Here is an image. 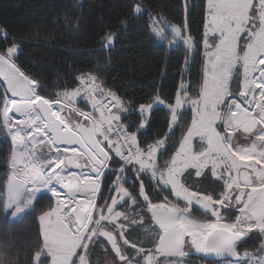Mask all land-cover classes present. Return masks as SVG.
<instances>
[{"label": "snow or ice", "instance_id": "6c2138e0", "mask_svg": "<svg viewBox=\"0 0 264 264\" xmlns=\"http://www.w3.org/2000/svg\"><path fill=\"white\" fill-rule=\"evenodd\" d=\"M124 6L120 25L147 17L158 47L183 48L174 94L126 100L92 73L47 94L0 25V137L10 146L0 233L48 195L27 264H93L97 247L109 264H188L190 249L216 264H264V0H207L195 30L190 0H176L172 20L149 0ZM116 39L107 28L96 44ZM156 106L167 119L153 133ZM6 249L0 264H19Z\"/></svg>", "mask_w": 264, "mask_h": 264}, {"label": "trees", "instance_id": "16d2710c", "mask_svg": "<svg viewBox=\"0 0 264 264\" xmlns=\"http://www.w3.org/2000/svg\"><path fill=\"white\" fill-rule=\"evenodd\" d=\"M190 2L197 5L192 20L195 30L201 19L200 6L206 5V0ZM149 3L172 20L176 0H149ZM76 4L81 6L74 7ZM124 5L125 0H0V25L7 26L21 41L18 63L23 71L43 82L47 94L77 86L75 77L81 73L97 74L106 89L118 92L126 100H144L157 89L162 95L174 94L180 80L177 73L184 57L183 48L167 50V41L163 48L158 47L143 27L147 17L129 18L126 27L120 25L127 16ZM107 28L117 32V39L110 50H101L96 41ZM200 71L197 63L192 68L193 87L200 80ZM188 78L186 73L184 79ZM166 111L154 109L153 133L165 124ZM190 116L189 110V119ZM179 136L176 131L174 140ZM9 152L10 146L0 137V188L7 179ZM49 200L45 195L37 210L24 216L11 233H0V249H8L9 261L19 252V264H27L26 253L30 254L35 246L39 232L36 217L41 207H48ZM106 257L111 258L97 247L92 253L93 264H102ZM185 259L188 264H216L199 256Z\"/></svg>", "mask_w": 264, "mask_h": 264}, {"label": "rangeland", "instance_id": "374dc122", "mask_svg": "<svg viewBox=\"0 0 264 264\" xmlns=\"http://www.w3.org/2000/svg\"><path fill=\"white\" fill-rule=\"evenodd\" d=\"M167 43H168V42H167ZM77 106H81V105L78 104ZM156 108H162V107H161V106H156ZM156 108H155V109H156ZM65 114H67V112H66ZM72 117H73V118H76V119H79L78 117H75V114H74V113L72 114ZM190 251H191V253H192V255H190V256H199V257H201V256L203 255V253H196V252H195V249H190ZM107 259H108V260H106L105 263L103 262V264H109V261H110L109 259H111V258L108 257Z\"/></svg>", "mask_w": 264, "mask_h": 264}, {"label": "water", "instance_id": "95a60500", "mask_svg": "<svg viewBox=\"0 0 264 264\" xmlns=\"http://www.w3.org/2000/svg\"><path fill=\"white\" fill-rule=\"evenodd\" d=\"M204 256L206 257V259L216 263V257L213 254H205L204 253Z\"/></svg>", "mask_w": 264, "mask_h": 264}, {"label": "crops", "instance_id": "0c3cea01", "mask_svg": "<svg viewBox=\"0 0 264 264\" xmlns=\"http://www.w3.org/2000/svg\"><path fill=\"white\" fill-rule=\"evenodd\" d=\"M206 3H207V0H206ZM81 104H82V102H81ZM81 104H80V105H81ZM99 248H100V250H102V252L105 253V251H104V249H103L102 247H99ZM201 257L206 258V257L204 256V253H203V255H202ZM107 258H108V257L104 258V261H103L104 263L106 262V260H108ZM109 260H110V259H109ZM102 264H103V263H102Z\"/></svg>", "mask_w": 264, "mask_h": 264}]
</instances>
